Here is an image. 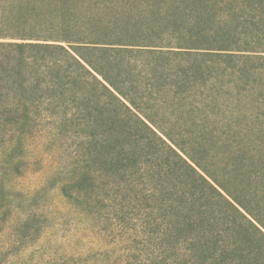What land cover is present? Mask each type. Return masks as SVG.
Wrapping results in <instances>:
<instances>
[{"label":"trees","instance_id":"1","mask_svg":"<svg viewBox=\"0 0 264 264\" xmlns=\"http://www.w3.org/2000/svg\"><path fill=\"white\" fill-rule=\"evenodd\" d=\"M48 3L0 29V194L33 131L62 120L80 138L66 203L158 264L244 254L240 217L264 227V0H147L125 24L96 3L70 25Z\"/></svg>","mask_w":264,"mask_h":264},{"label":"rangeland","instance_id":"2","mask_svg":"<svg viewBox=\"0 0 264 264\" xmlns=\"http://www.w3.org/2000/svg\"><path fill=\"white\" fill-rule=\"evenodd\" d=\"M48 2L59 13L54 19L62 23L60 13L65 14L63 17L69 19V25L85 23L88 15L95 11L96 3L102 8L108 6L106 12L99 13L97 20H113L120 24L141 14L147 5V0H0V29L6 27L11 33H18L19 29L23 31L29 21L19 17L18 9L20 12L24 4L37 3L45 14L50 9ZM25 10L24 6L22 13ZM119 12L124 14L116 16ZM60 122L46 120V124L33 131L26 146L27 164L20 177L14 178L9 168L6 188L11 189L14 195L11 196L7 190L0 194V264L162 262L165 255H148L142 251V245L132 241V232L128 229L115 230L109 223L100 221L98 217H87L80 209L66 203L61 185L77 159L80 138L78 130L63 125L62 120ZM4 156L0 139V178ZM262 211L257 215L264 219ZM2 217H8L5 226ZM240 218L241 229L248 230L249 242L241 244L244 254L225 255L228 264H264V227L250 216H247L248 220ZM167 256L168 263L172 264L171 256Z\"/></svg>","mask_w":264,"mask_h":264}]
</instances>
